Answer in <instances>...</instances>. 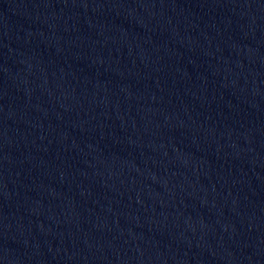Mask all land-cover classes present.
I'll return each instance as SVG.
<instances>
[{
	"label": "water",
	"instance_id": "1",
	"mask_svg": "<svg viewBox=\"0 0 264 264\" xmlns=\"http://www.w3.org/2000/svg\"><path fill=\"white\" fill-rule=\"evenodd\" d=\"M0 264H264V0H0Z\"/></svg>",
	"mask_w": 264,
	"mask_h": 264
}]
</instances>
